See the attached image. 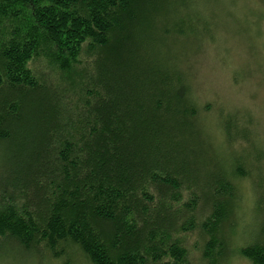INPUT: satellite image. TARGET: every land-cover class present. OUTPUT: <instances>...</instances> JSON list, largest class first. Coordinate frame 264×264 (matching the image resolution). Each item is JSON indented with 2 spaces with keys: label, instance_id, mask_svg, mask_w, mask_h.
Instances as JSON below:
<instances>
[{
  "label": "trees",
  "instance_id": "trees-1",
  "mask_svg": "<svg viewBox=\"0 0 264 264\" xmlns=\"http://www.w3.org/2000/svg\"><path fill=\"white\" fill-rule=\"evenodd\" d=\"M244 2L0 0V242L63 264L68 248L91 264H186L180 234L201 226L212 255L241 198L236 177L251 174L264 213L256 101L235 93L229 104L226 88L215 106L199 100L194 71H208L190 61L203 39L234 50L220 39V9L243 20L228 33L235 42L256 47L244 41L264 5ZM254 51L228 62L233 80L257 82ZM40 55L65 70L90 63L77 104L31 68ZM198 209L208 212L202 222ZM255 225L240 252L264 264V214Z\"/></svg>",
  "mask_w": 264,
  "mask_h": 264
},
{
  "label": "rangeland",
  "instance_id": "rangeland-1",
  "mask_svg": "<svg viewBox=\"0 0 264 264\" xmlns=\"http://www.w3.org/2000/svg\"><path fill=\"white\" fill-rule=\"evenodd\" d=\"M243 1H245V5L249 4L250 8L251 6L254 8V5L257 6L258 4L264 5V0H241V3H243ZM221 10L222 9H220V21L226 23V25L222 26V32L218 30L220 39L226 43L231 42L234 50L229 54L228 51L224 49L219 51L220 47L216 46V41L208 42L203 39L201 45L199 43V50L194 51L190 57V61H196L195 63H198L206 72L208 71V74L204 72V75H206L204 76L203 72L194 71L196 79L193 80V88L195 94L199 100L203 98L202 100L204 102H210L213 106L216 105L218 91H223L225 88L226 93H233L229 96L220 93L222 97L226 96L224 98L228 100L227 103L229 104L230 102L232 105L235 104L234 102L236 101L233 100L235 93L246 97L248 104L252 105L256 101L255 109L257 108V110L255 115L257 116L259 128L263 130L262 134L264 135V12L260 13L261 16H259V18L251 14L249 15L251 20H253L249 26L251 32L249 31L250 33L248 37L245 38L244 42L249 46L251 45L250 43L256 46L254 49H250L249 53L244 50L241 44L239 45V43L235 42L238 41L236 40L237 37L232 38V36L228 34L232 24L235 28V26L240 24L241 21L243 22V20L238 19V16L236 14L234 15L232 10H230L232 14L230 12V14H227V12H222ZM216 21H219V19H216ZM247 30L249 29L247 28ZM254 50H256L258 54L256 58L258 62L255 64H257L258 68H262V72H257L261 78L256 76L258 78L257 82L255 80L253 84L245 83L243 80L242 82L240 81V84L238 81L231 78V65H233L231 62L235 61L237 65H241L243 58H240V56L245 59H252V57L255 56ZM226 54L228 55V60L226 64H223L224 62H222L221 58L218 56L223 57ZM85 55L86 53L84 52V56ZM82 61L83 63H77L74 69L65 70L60 68L58 64L51 65L46 60L45 56L40 55L35 57L29 65L34 71H37L35 72L36 74L43 76L42 79H50V81L55 82L59 89L65 93L68 102L75 105L85 96L88 90L85 88L87 84L85 81H82L81 78L83 76L82 67L90 63L83 59ZM228 62H230L231 65ZM244 65L240 66L242 67L240 70L242 72L248 70ZM251 71L256 73L257 68H252ZM253 99H255L254 102L252 101ZM246 105L247 104L244 103V106ZM210 119L208 118L210 126L209 132L216 137L217 141H220L222 139L221 129L212 119L214 123H210ZM1 162L2 158L0 156V164ZM245 168L247 171L252 170L251 166L248 164L245 165ZM261 171L264 176L263 165ZM263 176L257 180L260 186H264ZM254 178L257 179L256 174ZM234 180L241 189V198L232 216L221 225V229L219 227L220 231L216 236L217 245L216 248L213 249L212 255L209 257L206 255L207 241L211 236L209 233H206L201 226L180 234L181 240L188 251L186 264H256L252 259L243 255L240 251L242 247L249 245L253 241L254 233L258 230L255 223L261 219L264 213L258 211L256 208V193L253 190L255 187L252 186L251 174L236 177ZM261 205L264 206V200ZM196 213L197 220L202 222L206 218L208 212H202L201 209H198ZM69 250V254L73 252L71 253V264H91L85 259L81 249L68 248L67 252ZM0 264H63V262L62 260H51L48 254H38L34 251L29 252L17 245L0 242Z\"/></svg>",
  "mask_w": 264,
  "mask_h": 264
}]
</instances>
